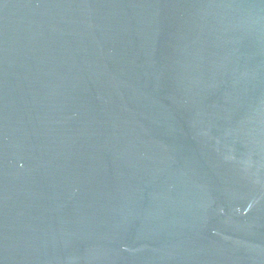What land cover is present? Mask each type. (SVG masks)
Returning a JSON list of instances; mask_svg holds the SVG:
<instances>
[{
	"label": "water",
	"instance_id": "obj_1",
	"mask_svg": "<svg viewBox=\"0 0 264 264\" xmlns=\"http://www.w3.org/2000/svg\"><path fill=\"white\" fill-rule=\"evenodd\" d=\"M0 264H264V0H0Z\"/></svg>",
	"mask_w": 264,
	"mask_h": 264
}]
</instances>
